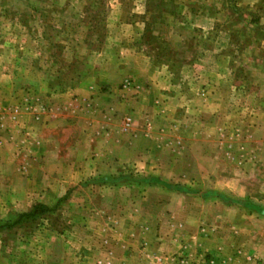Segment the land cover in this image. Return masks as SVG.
Masks as SVG:
<instances>
[{
  "label": "rangeland",
  "instance_id": "obj_1",
  "mask_svg": "<svg viewBox=\"0 0 264 264\" xmlns=\"http://www.w3.org/2000/svg\"><path fill=\"white\" fill-rule=\"evenodd\" d=\"M28 1L0 0L28 49L0 61V264H264V0H188L142 40L158 0H47L43 36Z\"/></svg>",
  "mask_w": 264,
  "mask_h": 264
},
{
  "label": "crops",
  "instance_id": "obj_2",
  "mask_svg": "<svg viewBox=\"0 0 264 264\" xmlns=\"http://www.w3.org/2000/svg\"><path fill=\"white\" fill-rule=\"evenodd\" d=\"M46 2H41V0H33V1H28V6H29V15L30 17H34L35 19V27H29V31L31 29H37L39 32L40 35H44V31H46V29L48 27H51L52 24L50 23H45L43 22L42 20V16H43V13L45 12L44 10H46L47 8L52 7L53 6V2H51L50 4H48L47 0H45ZM165 1H168V0H158V3L160 5L158 6H148V8L150 9L149 11H143L147 13V16H146V20L147 21H143V22H135L134 24L132 25H135L137 26L136 28H138V30H141L138 34V37L141 36V37H136L135 40H142V36H143V32L142 30L144 29V31H148V32H152L153 34L156 33L157 30H159V27L157 23H154L152 20H151V17L153 16H156L158 14H163V13H168L169 11H171L170 13L172 12H175L176 15H178V17H180L181 15H183L184 13H186L188 11V8L190 9V12L192 13V11H194V13H198V9L197 7L199 8L200 6L197 5L198 3L195 2V5H188L189 1L188 0H169V3H171L172 5V8L171 9H168L166 10L165 7L163 8V6L161 5V3L163 4L166 3ZM55 4V3H54ZM201 8V7H200ZM46 13V12H45ZM51 15L53 16H56L54 14V10L51 11ZM123 13L121 12L120 13V18L122 17ZM55 22V21H54ZM20 25L19 28L20 29H25L27 30L28 27H27V24L24 23L23 21H21L19 23ZM50 24V25H49ZM55 24L57 25L58 23L55 22ZM48 26V27H47ZM24 40H28V36H23ZM138 38V39H137ZM1 39H3V36L1 37ZM16 43L12 44V43H9L8 44V41L7 40H3L2 42H0V61L1 62H9V61H20V60H23L24 58L26 59V56L28 54V49H27V44H26V41L25 44H20V48L21 50L18 51V55H14V53L12 54L8 49L12 48L10 46H14V48L16 47V45L18 44L17 41H14ZM190 45L193 44V43H189ZM148 45V44H147ZM149 46V50H148V54L150 55L149 56V59L151 58L154 62H156V60H158L160 58L161 55H164L166 60L167 61H170L172 60V62H175V61H181L183 59H181L180 57L178 56H181V53L177 50V49H173L172 45L170 44L169 41H166L165 39L163 38H158L157 41H152L151 44L148 45ZM168 55V56H167ZM12 56V57H10ZM148 56V55H147ZM169 72L171 73V71L169 70ZM18 121V120H17ZM19 122V121H18Z\"/></svg>",
  "mask_w": 264,
  "mask_h": 264
},
{
  "label": "trees",
  "instance_id": "obj_3",
  "mask_svg": "<svg viewBox=\"0 0 264 264\" xmlns=\"http://www.w3.org/2000/svg\"><path fill=\"white\" fill-rule=\"evenodd\" d=\"M49 211L50 209H48L45 205L38 204L34 206L29 212L19 214L13 222L7 223V225L4 226L5 228H9L12 226L20 225L29 218H35L41 215H45Z\"/></svg>",
  "mask_w": 264,
  "mask_h": 264
}]
</instances>
